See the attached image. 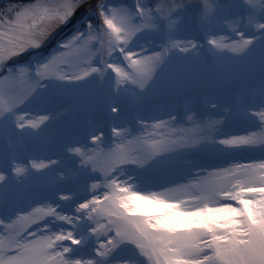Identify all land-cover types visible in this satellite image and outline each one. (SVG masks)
<instances>
[{
    "label": "snow or ice",
    "instance_id": "snow-or-ice-1",
    "mask_svg": "<svg viewBox=\"0 0 264 264\" xmlns=\"http://www.w3.org/2000/svg\"><path fill=\"white\" fill-rule=\"evenodd\" d=\"M0 264H264V0H0Z\"/></svg>",
    "mask_w": 264,
    "mask_h": 264
},
{
    "label": "rangeland",
    "instance_id": "rangeland-1",
    "mask_svg": "<svg viewBox=\"0 0 264 264\" xmlns=\"http://www.w3.org/2000/svg\"><path fill=\"white\" fill-rule=\"evenodd\" d=\"M51 50V48H49V49H47L45 52H46V54L49 52Z\"/></svg>",
    "mask_w": 264,
    "mask_h": 264
}]
</instances>
